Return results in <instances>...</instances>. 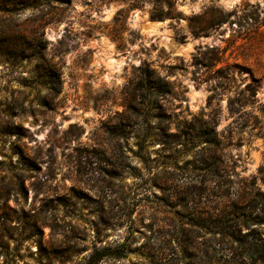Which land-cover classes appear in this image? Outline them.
Returning <instances> with one entry per match:
<instances>
[{
  "label": "rangeland",
  "instance_id": "rangeland-1",
  "mask_svg": "<svg viewBox=\"0 0 264 264\" xmlns=\"http://www.w3.org/2000/svg\"><path fill=\"white\" fill-rule=\"evenodd\" d=\"M233 231L264 255V0H0V264H264Z\"/></svg>",
  "mask_w": 264,
  "mask_h": 264
},
{
  "label": "trees",
  "instance_id": "trees-1",
  "mask_svg": "<svg viewBox=\"0 0 264 264\" xmlns=\"http://www.w3.org/2000/svg\"><path fill=\"white\" fill-rule=\"evenodd\" d=\"M61 2H66V0H59ZM141 73L143 74L144 78V88L146 91L150 92V94H157V95H163L166 93L167 88L165 87L167 83L163 80L161 76L155 77L153 70L145 65L141 66ZM53 74L47 73V77H49L51 80H53ZM204 142L213 143L212 139H208V137L204 140ZM238 234L233 231L231 233V237L234 238L235 241L239 242L243 248H244V254L247 257L254 258L257 261H263L264 255L263 250L261 246H253V243L248 241H241V239H238ZM126 248L127 244L126 242H123L117 246H111V245H105L102 247H95L93 251L91 252L89 256V263L91 264H98L101 260H103L106 257H116L121 258L126 255Z\"/></svg>",
  "mask_w": 264,
  "mask_h": 264
}]
</instances>
